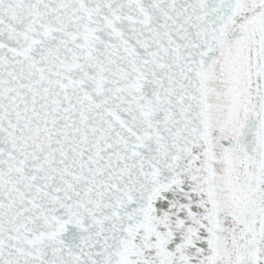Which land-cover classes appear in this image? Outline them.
<instances>
[{
  "label": "snow or ice",
  "instance_id": "snow-or-ice-1",
  "mask_svg": "<svg viewBox=\"0 0 264 264\" xmlns=\"http://www.w3.org/2000/svg\"><path fill=\"white\" fill-rule=\"evenodd\" d=\"M0 264H264V0H0Z\"/></svg>",
  "mask_w": 264,
  "mask_h": 264
}]
</instances>
